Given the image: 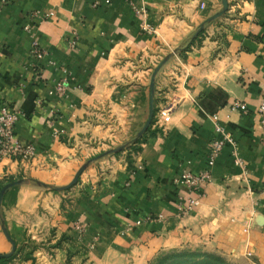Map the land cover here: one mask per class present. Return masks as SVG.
<instances>
[{"label":"crops","instance_id":"0c3cea01","mask_svg":"<svg viewBox=\"0 0 264 264\" xmlns=\"http://www.w3.org/2000/svg\"><path fill=\"white\" fill-rule=\"evenodd\" d=\"M227 3L206 20L222 0L0 1V105L19 110L14 132L36 150L24 164L0 154V179L27 178L2 196L16 245L51 229L55 239L69 233L61 241L66 251L93 243L124 251L125 264H147L161 250L179 248L264 264V136L256 111L264 94V0ZM141 6L151 29L140 26L134 7ZM167 54L154 78L153 116L142 130L150 76ZM62 65L68 84L58 95L49 90L65 75ZM234 100L247 111L231 109ZM212 113L231 139L200 187V203L181 214L189 191L174 179L182 169L206 166ZM129 139L126 159L119 147ZM105 151L71 190L51 188L66 185L88 157ZM75 219L85 226L81 236ZM10 249L0 224V253ZM5 264L35 261L13 256Z\"/></svg>","mask_w":264,"mask_h":264},{"label":"built area","instance_id":"2783aa9c","mask_svg":"<svg viewBox=\"0 0 264 264\" xmlns=\"http://www.w3.org/2000/svg\"><path fill=\"white\" fill-rule=\"evenodd\" d=\"M5 2L6 0H0ZM135 13L141 17L140 26L143 29H151V26L143 19L145 15V9L141 7H134ZM23 29L26 32L32 30L30 23L27 21L23 25ZM74 39L70 40V45H74ZM33 53L35 56L40 58L43 56V49L37 45V41L33 43ZM53 63V61H51ZM65 75L57 79L52 86L50 87V92L58 95H63L66 92L68 84V69L65 66H61ZM231 109L241 108L242 111H247V105L242 100H234L230 105ZM259 123L261 126L262 134L264 136V94L261 97L260 102L256 108ZM19 116L18 109H10L7 103H2L0 105V154L3 156L13 157L20 161L21 163H26L29 160H32L36 155L35 146L33 143L27 142L24 143L20 141L15 132L14 125ZM210 119L213 123L215 136L210 141L209 150L207 153L206 166L200 169L197 172H194L190 169H182L180 174L175 177V182L186 186L189 191V195L186 196V201L183 203L180 201L179 212L181 214L188 213L193 207L200 203V187L210 180L211 178V167L214 164L215 158L222 149L226 141L230 140V135L227 134L225 127L220 123L218 116L215 113L210 114ZM234 156V162L241 164V158L238 156L235 149L232 150ZM161 214L157 215L161 217ZM155 216L147 217L148 220H153ZM141 219H137L135 224L140 223ZM74 227L78 232H84L85 226L83 222L77 219L74 222ZM130 227V224L127 225V228Z\"/></svg>","mask_w":264,"mask_h":264},{"label":"rangeland","instance_id":"374dc122","mask_svg":"<svg viewBox=\"0 0 264 264\" xmlns=\"http://www.w3.org/2000/svg\"><path fill=\"white\" fill-rule=\"evenodd\" d=\"M132 141L133 139H129L125 141V144L120 145L119 147L120 150L124 147L126 148V153H125L126 159L130 157L129 152L131 149L129 148L134 146V144H132ZM99 156H97V154L91 155L86 159V161L82 165L85 166L90 161L97 159ZM81 173L79 174L78 179L80 178ZM78 179L74 184L68 187L62 188L61 186L51 185V188L54 189L55 187L56 190H64V191L71 190L78 182ZM76 220L77 219L73 221V226ZM76 234L77 236L78 235L81 236L84 233L78 232L76 230ZM68 236L69 233H64L61 238L55 239L54 231L51 229H45L43 231V234L39 235V238H27L19 245H16L13 253L15 254V250H16L15 256L17 257L19 256L22 258H29L32 256L33 257L32 259L35 261V264H125L126 263L127 255L126 253H124V251L110 252L107 250L105 251L100 250L96 247H93V243H90V245H86L85 250L77 249L73 247L70 250L66 251L63 243H62L63 248H57L56 245L61 244L62 238H67ZM164 251L166 250H161L160 252H158V254Z\"/></svg>","mask_w":264,"mask_h":264},{"label":"trees","instance_id":"16d2710c","mask_svg":"<svg viewBox=\"0 0 264 264\" xmlns=\"http://www.w3.org/2000/svg\"><path fill=\"white\" fill-rule=\"evenodd\" d=\"M202 31L203 29L201 28L199 31L195 32L194 35L191 37L188 45L191 44L197 38V36H199L202 33ZM10 180H13L11 176L0 179V188L4 183ZM0 224L2 227H6L5 218L1 210V205H0ZM15 254H16V250H15ZM15 254L12 253L9 256L0 255V264H5L8 260H10L13 256H15ZM29 258H33V257L31 256ZM147 264H232V263L221 254L213 251H207V250L195 249V248H182V249L179 248V249H170L162 253H159L154 258H152Z\"/></svg>","mask_w":264,"mask_h":264},{"label":"water","instance_id":"95a60500","mask_svg":"<svg viewBox=\"0 0 264 264\" xmlns=\"http://www.w3.org/2000/svg\"><path fill=\"white\" fill-rule=\"evenodd\" d=\"M227 0H222V9L213 13L212 15H210L206 20H210V19H213V18H216L218 17L219 15H221L225 9L227 8ZM201 28H203V23H201V25L198 27V29L195 31H199ZM170 57V54H167L165 55L164 57H162L158 63L154 66L153 70H152V73H151V76H150V106H149V112H148V117L142 127V130L146 129L147 126L149 125L151 119H152V116H153V103H152V96H153V87H154V78H155V74L157 72V70L159 69V67ZM112 150H116V149H112ZM107 151L105 152H102V153H99L97 154V156L99 155H102L104 153H106ZM84 165H81L77 170L76 172L74 173L72 179L66 184V185H63L61 186L62 188H65V187H68L72 184H74L77 179H78V176L79 174L82 172V170L84 169ZM27 181V178L26 177H20V178H16V179H13V180H10V181H7L6 183H4L2 185V187L0 188V205H1V200H2V196H3V193L4 191L12 186V185H15V184H20V183H23ZM5 235L7 236L8 239H10L11 241V249L9 251H6V252H3V253H0V255H3V256H9L11 255L13 252H14V249H15V246H16V243L15 241L11 238L10 234L8 233V230L6 227H2Z\"/></svg>","mask_w":264,"mask_h":264}]
</instances>
